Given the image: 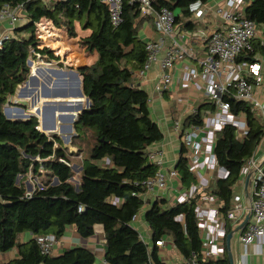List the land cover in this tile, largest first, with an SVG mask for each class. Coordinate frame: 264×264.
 I'll list each match as a JSON object with an SVG mask.
<instances>
[{"label": "trees", "instance_id": "trees-1", "mask_svg": "<svg viewBox=\"0 0 264 264\" xmlns=\"http://www.w3.org/2000/svg\"><path fill=\"white\" fill-rule=\"evenodd\" d=\"M194 1L155 0L154 4L174 11L177 28L193 31L201 23L192 18L189 10ZM21 3L27 21L18 24L13 36L0 48V264H94L97 256L85 246L67 248L59 255L42 253L34 237L54 234L61 239L69 228H75L83 238H89L98 224L103 226L108 264H169L159 256L155 243L165 236L173 239L184 259L194 252L201 254L202 237L196 214L200 195L171 207L162 197L147 201L143 196L147 192L145 181L158 170L149 158V148L162 140L164 133L152 115L148 92L135 77L148 58L147 41L139 34V19H144L139 5L124 0L123 22L114 26L108 7L100 0H0V7ZM244 13L264 27V0H252ZM77 22L83 30L91 31L80 39V45L88 52L97 51L98 59L78 69L91 106L75 119L76 134L71 145L77 149L70 150L59 135H47L37 128V116L10 120L4 105L29 79V58L38 53L55 58L49 47L39 48L43 43L40 38L55 52L68 54L73 64L88 61L77 49L76 38H67L65 30L60 29L65 28L70 37H76ZM257 53L264 56V31L263 39L254 40L253 51H244L239 60H251ZM44 65L42 62L35 70ZM225 99L231 112L245 117L248 124L242 137L233 124L224 125L216 134L214 154L218 165L227 170V176H216L204 190L217 198L219 210L227 216L242 179V168L255 154L264 135V116L249 101L230 93ZM33 110L39 115L37 109ZM206 110L215 111L214 103L207 97L185 118L183 129L203 126ZM57 127L64 130L61 122ZM40 128L43 130V123ZM186 152L182 143L175 168L181 177L180 184L190 188L197 179ZM62 158L71 163L73 158H81L78 189L71 179L76 175L72 166ZM30 172L41 177L42 186L36 185L27 196ZM55 177L59 179L57 184H53ZM147 203L144 218L152 230V247L132 225L133 217ZM179 215H184L183 221L177 219ZM26 232L34 237L20 242ZM10 251H15L14 257L9 256ZM217 263L229 264L222 259Z\"/></svg>", "mask_w": 264, "mask_h": 264}, {"label": "crops", "instance_id": "crops-1", "mask_svg": "<svg viewBox=\"0 0 264 264\" xmlns=\"http://www.w3.org/2000/svg\"><path fill=\"white\" fill-rule=\"evenodd\" d=\"M252 0H241L239 9L245 11L246 6ZM225 0H210L207 4L209 15L207 19L200 23L198 29L189 31L192 33V39L190 45L198 53V57L203 56V40L205 37L210 35L215 29L221 28L224 26V21L221 17L217 16L214 12V9L224 3ZM142 23L139 29L140 37L145 41H158L161 39V34L156 30L152 18L139 19ZM27 21V18H24L20 21L19 24H23ZM65 30V35L67 38H76L77 49L80 50L83 59L88 61L83 62L81 65H76L71 62L68 54L62 55L61 53L55 52L52 46L46 45L49 47L55 55V58L50 57L47 53L38 54L34 59L40 58L39 55H42V62H45L46 67H40L37 70L36 79L30 80V87L26 92L24 91V84L20 85L16 93L9 97V103L5 106L7 113L11 116L12 119L21 118V108H24L26 113L34 114L31 112L34 108L40 110L39 115L34 114L39 118V127L44 123L45 126L51 127L53 123V112L56 111L57 114H71L77 113L74 108H61L58 104L62 101H70L71 99L79 98L75 97L74 93L77 91L78 79L76 75L68 74L63 80L59 79L56 82V76L53 75L51 69H56L58 72L61 70L70 73V69L74 68L79 73V77L82 81V75L79 72V68L86 65L94 64L98 59L97 51L88 52L86 51L85 46L80 45V39L82 37L88 36L90 30H83L80 23H76L77 36L70 37L65 28H60ZM10 30V23L8 20L0 21V36ZM188 31L187 29H183ZM264 27H259V33L255 39H263ZM41 45V47H44ZM163 57V53H160V59ZM253 58L258 60L261 64V74L260 79L257 80L254 76H249L251 82L254 85V97L256 100L264 104V56L260 53H257ZM40 62V64H42ZM43 66V65H41ZM195 67L194 59H185L179 61L172 70V85L168 91H163L161 88V75L162 69L159 61L154 62L150 69L144 74H140L139 71L135 73L136 81L140 86H142L149 94V104L152 111L154 119L158 122L160 127L163 130L164 137L162 140L154 143L149 151L158 150L161 151L162 157L164 159V167L166 170L175 168L180 157L181 146L183 143V131L187 129H181L177 125L183 123L185 118L192 113V108H198L201 104L206 101V96L204 95L203 81L201 79L193 80L189 76V71ZM62 72V71H61ZM63 73V72H62ZM47 76H52L53 80H49ZM82 86V83H81ZM49 90L50 94L46 91ZM47 93V94H46ZM55 93V94H54ZM66 94V95H64ZM21 101H24L25 104H22ZM57 101L56 107L53 105L44 112V106L46 104H54ZM75 101V100H74ZM21 104L24 107H18L17 103ZM84 99L81 100V105L84 108L83 103H86ZM7 103V102H6ZM67 104V102L65 103ZM262 115L264 111L262 109L257 110ZM70 112V113H69ZM177 113V116L175 115ZM42 114V115H41ZM214 112L206 110L205 112V121L201 127L200 139L203 142V149L200 154L194 157L198 161V164L193 166V171L196 176V183L191 185L190 188L183 187L180 184L178 179H172L168 182V187L165 189L155 188L153 191H150L146 194V200L154 201L156 198H164L168 201L167 206L171 207L179 202L188 201L189 198H192L195 195H200V202L202 206L199 209V212L204 215L208 220V227L201 231L202 239L209 233L214 234L218 238V243L222 249V255H220V260H227L231 264L229 255L232 254L234 259V264H264V239L259 238L255 240L252 244L245 246L240 241V232H237L234 237L231 239V242L228 241V234L233 231L238 225L239 221L231 220L229 224L224 223L220 214L215 213L210 210L209 206L211 203L209 201H204L203 197L205 195V188L210 184L211 180L216 176H224L225 173L219 168L214 167L213 169L207 164V158L210 155V150H213L214 143L216 141V133L220 129L216 125H211L210 117ZM41 115V116H40ZM176 116V117H175ZM46 117V118H45ZM43 119V120H42ZM243 120H246L242 116ZM61 122V126L65 131H69V126L71 125V120L68 117L59 118L58 124ZM40 130H42L40 128ZM44 131V130H43ZM48 132V131H45ZM59 134V133H58ZM66 146V144H65ZM70 150H76L75 146H72L70 143L67 145ZM255 156L258 160L264 158V135L256 149ZM72 166L78 167L75 171V176L73 179L76 180L77 185L80 182L82 163L77 161L72 162ZM249 173L242 172V179L240 184L236 187V193H238L244 204H245V183ZM79 180H78V179ZM41 177L34 175L33 178L30 177L26 180V185L28 191H33L35 186H42ZM31 182H34L33 186ZM251 184V183H250ZM198 198V199H199ZM149 204L147 203L139 212V217L137 221L132 222V225L139 230L141 235L144 238V241L147 242L150 246H153L152 242V230L147 224L144 215L148 208ZM246 206V205H245ZM242 215L244 218L248 215L249 211L247 207L242 210ZM184 217V216H183ZM182 216L180 218L183 219ZM98 224L95 226V234L89 238H83L75 228H69L67 234L58 239V243L55 245L52 254L59 255L65 249L71 248L74 246H85L92 250L96 256L97 260L94 264H105V240L103 234V226L101 231L99 230ZM34 235L31 232L23 233L20 237V242H27L32 239ZM171 251H176L180 254V259H177L174 264H179L184 258L178 249L175 246V243L171 237L168 236L167 246L158 247V253L161 259L166 261L169 264H172V255ZM10 257L15 256V251L9 252ZM2 255L0 254V258Z\"/></svg>", "mask_w": 264, "mask_h": 264}, {"label": "built area", "instance_id": "built-area-1", "mask_svg": "<svg viewBox=\"0 0 264 264\" xmlns=\"http://www.w3.org/2000/svg\"><path fill=\"white\" fill-rule=\"evenodd\" d=\"M100 1L108 7L111 23L114 26L121 24L123 22L124 0ZM154 1L130 0L131 3L139 5L141 17L153 19L156 30L161 34V39L158 41L150 40L147 42L148 58L144 67L139 70L140 74H144L154 62L159 61L162 69L161 88L163 91H168L172 85V70L176 64L187 58L194 59L195 67L189 71V76L193 80L201 79L203 81L204 95L215 105V111H213L214 114L211 115L209 123L218 126L219 130L226 124H233L238 128L240 137H242L248 130L247 121L243 120L242 116L234 115L231 112V105L225 99V95L230 93L239 100L251 102L256 110L262 109L264 111V104L254 97V85L249 78V76H254L257 80L260 79L261 64L255 58L239 60L244 51L248 54L254 49V40L259 33L257 22L246 17L245 13L239 9L241 0H225L224 3L214 9L215 14L224 21V26L215 29L210 35L205 37L203 40L205 46L203 47L204 55L198 57L196 50L189 44L192 39V33L177 28L174 11L167 6L157 8ZM207 4L202 0H196L189 5L190 13L195 21L203 22L207 19L209 15ZM25 17L24 3L16 6L4 4L0 7V21L8 20L10 23V30L0 36V48L3 47L7 39L13 36L14 28ZM39 48L43 47L40 45ZM160 53H163L161 59ZM41 56L39 55L40 58L37 60L31 58L34 62L33 66H30L31 72H34L40 62L43 61ZM195 111L196 108H192V113ZM177 126L181 129L183 128L180 123ZM201 127L191 126L183 134V143L187 148L186 156L192 170L193 166L198 164L194 157L200 154L203 149V142L200 139ZM37 128L40 130L39 125ZM55 146H57V143H55ZM149 158L157 164L158 170L153 177L145 181L147 187V192L143 195L145 200L146 194L155 188L165 189L168 187L169 180H181L176 168L165 169L161 151H150ZM39 159L40 157H37V160ZM61 160L72 166L71 162L63 158ZM258 161L254 154L247 159L242 172L249 173L252 168L256 167ZM207 164L212 169L219 167L225 173L224 176L218 177L227 176V170L218 165L214 154V146L213 150H210ZM29 175L31 178L34 177L33 172H30ZM31 193L32 191H28L27 196H30ZM203 200L211 203L209 206L210 210L220 214L224 221L223 225L227 224V219L239 222L244 219L242 210L246 206L238 193L234 195L233 205L227 216L219 210L215 196L205 191ZM201 206L202 203L199 198L196 204V214L200 234L201 231L208 227L207 218L199 212ZM79 210L82 211L83 207L81 206ZM250 213L249 222L240 231V241L245 246L252 244L259 238L264 239V165L258 167L251 177ZM180 216L183 217L184 215H179L177 219L183 221L184 217L182 219ZM138 217L139 213L133 217L132 222L137 221ZM141 237L144 240L142 235ZM34 238L39 244L42 253H52L58 243V239L54 234L35 236ZM167 239L168 236H165L155 243L158 247H166ZM220 255H222V249L218 243V238L214 234L209 233L202 239L201 254L194 252L189 258L183 259L179 264H219L217 261L220 260ZM105 264H108L106 260Z\"/></svg>", "mask_w": 264, "mask_h": 264}, {"label": "water", "instance_id": "water-1", "mask_svg": "<svg viewBox=\"0 0 264 264\" xmlns=\"http://www.w3.org/2000/svg\"><path fill=\"white\" fill-rule=\"evenodd\" d=\"M28 64L29 66H33L34 62L31 58L28 59ZM52 70V73L53 75L56 76V82L61 79L63 80L64 78H66V76L68 74H74L76 75L77 79H78V87H77V91H75L74 93V96L75 97H79L78 99L75 98V99H71L70 101H62V102H59L58 104L60 105L61 108H66L67 106L69 108H74L77 112L81 113L85 108H88L91 106V101L89 99V97H87L83 91V87L81 86V78L79 77V73L77 72V70H75L74 68H71L69 71L70 73H66V71H63L61 70L60 72H58L56 69H51ZM47 78L51 81L53 80V77L52 76H47ZM36 79V74L35 72H31L30 76H29V79L25 82V92L27 91V88H28V84L30 83V80H34ZM48 94H50V91L47 90L46 91ZM46 93V94H47ZM55 94V93H54ZM66 95V94H64ZM87 100V106L85 108H83V106L81 105V100L82 98H84ZM75 100V101H74ZM22 104H25L24 101H21ZM55 103L54 104H46L44 106V112L46 113V111L50 108L51 105H53L54 107H56L57 105V101H54ZM67 102V104H65ZM21 118H24V119H12L11 116L7 113V110H6V107H4V113L6 115V117L10 120H28L30 119L32 116H35L34 114H30V113H26L24 108H21ZM39 113H41V109L38 110ZM76 114L77 113H71V114H57L56 111L53 112V123L51 125L50 128H52V130L56 129L57 128V124H58V120L59 118H65V117H68L70 120H71V125L69 126V130L70 131H73L74 130V122H75V119H76ZM46 118V117H45ZM46 127V126H45ZM50 130V132H45L43 130H41L44 134H47L50 133V134H57L58 133L56 131H52ZM76 134V133H75ZM71 140L70 138V135L66 137V141L69 142ZM262 165H264V158L259 160L257 162V165L256 167L252 168V170L249 172V175L246 179V183H245V205L247 207V210L249 211L248 215L239 223V225L233 230L231 231L229 234H228V241L231 242V239L234 237V235L237 233V232H240L241 230H243V228L246 226V224L249 222L250 220V217H251V213H250V202H251V177H252V174L254 172H256L257 168L258 167H261ZM74 167V166H72ZM19 179H20V176H18L17 178V182H19ZM72 179V178H71ZM59 182V179L57 177L54 178L53 180V184H57ZM77 189H78V185H77ZM230 257V260H231V264H234V259H233V256L232 254L229 255Z\"/></svg>", "mask_w": 264, "mask_h": 264}, {"label": "rangeland", "instance_id": "rangeland-1", "mask_svg": "<svg viewBox=\"0 0 264 264\" xmlns=\"http://www.w3.org/2000/svg\"><path fill=\"white\" fill-rule=\"evenodd\" d=\"M37 30H38V28L36 29V35H37V38H40L39 37V35H38V33H37ZM42 41H43V44H44V39L43 38H40ZM43 44H41V45H43ZM44 46V45H43ZM45 47V46H44ZM52 51V50H51ZM53 52V51H52ZM53 53H55V52H53ZM30 85V84H29ZM23 86H26L25 84L23 85ZM28 86V85H27ZM28 88H30L29 86H28ZM82 99H84L85 101H87L86 99H85V97L84 98H82ZM9 103V101H7V103L4 105V107L7 105ZM17 103V102H16ZM83 105H84V108L87 106V102L86 103H83ZM17 106L18 107H24V106H21V104H19V103H17ZM34 109H36V108H34ZM38 110V109H37ZM33 111H35V110H33ZM18 119H24V118H18ZM39 119V118H38ZM43 130L44 131H48V127L46 126L45 127V125H44V123H43ZM53 131H56L57 133H61V134H58L59 135V137L62 139V141H63V143H64V145L66 144V146L67 145H69V143L71 144V141H72V139H73V136H75V133H76V131H75V129L73 130V131H65V130H62V128L61 127H57L56 129H54ZM63 132V133H62ZM48 135H51L50 133H48ZM70 135V138H71V140L69 141V142H67L66 141V137L67 136H69ZM70 149V148H69ZM73 161H77L78 163H80L81 162V158H73L72 159ZM73 168V170H74V172L78 169V167H76V166H74V167H72ZM78 179V178H77ZM79 180V179H78ZM72 181L74 182V183H76L77 184V182H76V180L75 179H73L72 178ZM32 183V185L34 186L35 185V183L34 182H31ZM27 190H28V188H27ZM101 227H102V225H99V230L101 231L102 229H101ZM149 242H152V240L151 241H149ZM170 255H172V264H174V262L177 260V259H180V254L179 253H177L176 251H171L170 252Z\"/></svg>", "mask_w": 264, "mask_h": 264}, {"label": "bare ground", "instance_id": "bare-ground-1", "mask_svg": "<svg viewBox=\"0 0 264 264\" xmlns=\"http://www.w3.org/2000/svg\"><path fill=\"white\" fill-rule=\"evenodd\" d=\"M34 72H37V71L35 70ZM31 112H33L34 114H36L35 111H33V110H32ZM36 115H37V114H36Z\"/></svg>", "mask_w": 264, "mask_h": 264}]
</instances>
